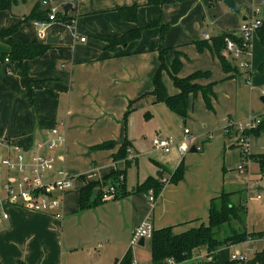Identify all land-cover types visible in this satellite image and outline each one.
I'll return each instance as SVG.
<instances>
[{"label": "crops", "instance_id": "crops-1", "mask_svg": "<svg viewBox=\"0 0 264 264\" xmlns=\"http://www.w3.org/2000/svg\"><path fill=\"white\" fill-rule=\"evenodd\" d=\"M43 1L26 0L0 12V28L21 23L15 39L47 43L51 36L55 41L42 57L23 63L0 60V136L30 155L36 145L52 139L53 130L64 135L63 147L43 152L56 158L49 180L64 171L73 187L57 195L62 207L51 213L4 207L8 219H0V264H116L129 250L133 260L151 264V248L148 261L135 258L131 239L136 227L150 220L154 230L171 227L180 235L208 226L213 202L216 205L223 194H229L230 203L238 206L232 201L235 190L252 183V160L244 172L239 171L243 155L234 125L253 115L264 116V94L259 92L264 88V73H255L264 64V46L256 39L257 32L245 71L223 50L238 68L226 73L214 52L199 51L196 43L207 41L212 46V40L223 35L239 39L242 23L251 19L260 2L235 0L241 7L238 15L224 0H173L164 5H149L148 0H52L63 14L64 6L73 4L67 20L25 22L38 2L49 9ZM134 6L137 21L120 20L118 10ZM164 25L168 31L161 39ZM138 28H142L139 39L113 50L100 38L121 37ZM161 47L167 50L168 68L177 55L182 60L180 78L209 72V78L197 83H214L213 111L201 93L190 97L185 118L157 102L152 93L162 63ZM161 77L168 95L179 93L168 72ZM185 128L190 129L195 145L203 147L201 151L182 155L175 148L166 154L154 148L156 135L180 140ZM248 142L249 155L264 154V132L251 135ZM106 143L113 147L96 149ZM125 144L126 158H116ZM182 162L184 178L177 184L164 183L153 205L149 201L153 190L133 192L151 177L161 178L162 183L169 180ZM119 172L124 173L113 183L109 177ZM5 173L3 168L2 179ZM95 183L101 188L115 184L119 196L81 209V189ZM260 183L257 189L264 191ZM263 242L261 238L225 245L216 251L215 259L206 261V250H202L194 258L204 260L201 264H227L240 256L249 261L264 251ZM145 245L146 240L138 244Z\"/></svg>", "mask_w": 264, "mask_h": 264}, {"label": "trees", "instance_id": "trees-1", "mask_svg": "<svg viewBox=\"0 0 264 264\" xmlns=\"http://www.w3.org/2000/svg\"><path fill=\"white\" fill-rule=\"evenodd\" d=\"M26 0H0V12L2 11H11L16 5L25 2ZM182 1V0H178ZM264 0H256V3H259ZM174 2L173 0H148L149 5H164ZM49 12L50 9L43 8L41 3H37L32 9L31 13L24 18L25 22L34 21L37 23H49ZM119 18L122 21L136 22L138 7H127L121 8L118 10ZM58 18L67 20L69 17L63 13L58 14ZM21 23H17L9 28H0V60L5 61L6 59L23 63L25 60H32L44 56L47 51L50 49V45L47 43H38V42H23L14 38V35L19 31ZM168 31V26H162L161 39L164 38L166 32ZM142 33V28H138L134 31L127 32L121 37H109V36H100L101 39L109 43V49H115L116 46L126 45L131 41L137 40L140 38ZM258 34L264 39V17L262 26L258 30ZM228 35H223L216 37L212 40V46L207 42H197V48L199 51H204L209 49L214 52V54L220 60L223 70L226 73L232 71L238 72V68L234 67L230 61L227 60L226 56L223 54V50L226 46L225 38ZM236 41H240L236 37H233ZM161 56V67L157 71L154 77V90L153 95L156 97L157 102L165 103L168 108L181 117H187L189 106H190V97L197 96L199 93L202 94L207 108L211 111L213 108V86L214 83L209 85H200L197 83L198 79L209 78V72H197L186 78H180L178 76L181 67L183 65L182 60L177 55L175 60L172 62L170 68L166 65V55L167 50L164 48L159 49ZM260 72L264 73V64L260 66ZM166 71L170 74L174 85L179 90V93L173 96L167 94L165 85L162 81V72ZM27 84L30 86V81L27 79ZM261 123L252 130H247L244 132V136L250 137L251 135L259 136L264 132V116L260 117ZM113 147L112 143H106L96 147V149H110ZM126 148L127 144L123 145L119 156L116 158H126ZM242 155L245 158L259 164L260 173L264 177V154L261 155H245L242 150ZM124 172L116 173L109 178L113 180V183L118 181V177L123 175ZM184 178V164L183 162L179 165L176 171L172 174L168 182L179 183ZM115 185V184H114ZM117 187V186H116ZM164 188V183L161 182V178H149L143 184L139 185L133 192L134 193H148L150 190H153L155 198H158ZM101 186L99 183L88 184L83 187L80 191V205L81 209H87L100 203ZM118 190V188H117ZM95 191H98L95 194ZM119 192V191H118ZM96 195V197L94 196ZM229 197V194H223L224 197ZM238 212L243 214L247 213V207L244 205L234 206L226 202L224 209L218 211L214 202L212 203L209 217L208 226H201L197 229L189 230L183 234L175 235L171 227L163 228L160 230H155L153 236L150 240L151 264H167L169 259H173L177 264L186 263L194 259L195 255L202 250H206V260L215 259L216 251L222 246L229 244H239L246 242L247 240H256L264 238V233H252V234H243L239 236H231L226 238L223 241L217 239L215 229H220V227L232 219H235ZM247 234V235H246ZM132 252L129 250L127 255L122 259L118 260L116 264H132ZM19 264H25L20 262ZM227 264H264V251L261 253L255 254V256L247 262H240L238 260L229 261Z\"/></svg>", "mask_w": 264, "mask_h": 264}, {"label": "built area", "instance_id": "built-area-1", "mask_svg": "<svg viewBox=\"0 0 264 264\" xmlns=\"http://www.w3.org/2000/svg\"><path fill=\"white\" fill-rule=\"evenodd\" d=\"M76 1L74 0V3ZM42 5L50 9L49 21H56L58 14H60L59 8L52 4V0H44ZM263 16L264 1H261L259 6L254 8L251 19L242 23L240 41H236L231 35L225 38V53L233 62H239V67L243 71L249 68V62L243 60V58L251 56L252 38L262 26ZM43 24H46V22ZM82 41H85V38H82ZM8 60L6 59V61ZM260 123L261 118L251 117L245 122L234 125L239 134L238 143L245 155L249 154V137L244 136V132L255 129ZM52 133V139L47 143L36 145L34 152L30 153V155H27L28 152L23 151L21 147L0 136V150L6 152L1 161L6 173L4 179L1 178L2 176L0 177V219H8V214L4 209L6 205L22 207L39 213H51L53 210H58L62 207V199L57 195L70 190L73 187V181L64 171H59L55 180H49L48 178L54 168L56 158L53 155H45L43 150L53 151L63 147L65 143L64 135H59L54 130ZM152 142L155 149L161 150L166 154L171 153L175 148L182 155L192 150L201 151L203 149L202 146L195 145V139L188 128H185L183 137L180 140L174 137L156 135ZM249 160V158L243 157V163L240 165L239 171H245ZM168 181V179H163L165 184ZM100 195L102 201H109L117 198L119 193L116 185L112 184L103 186L100 190ZM149 201L151 205L156 202L153 192L150 193ZM57 216L60 217V214H57ZM154 231L151 221H144L133 231L131 246H137L142 239L151 240ZM236 260L247 262L248 258L240 256ZM132 264L140 263L133 260ZM167 264H177V262L169 259Z\"/></svg>", "mask_w": 264, "mask_h": 264}, {"label": "rangeland", "instance_id": "rangeland-1", "mask_svg": "<svg viewBox=\"0 0 264 264\" xmlns=\"http://www.w3.org/2000/svg\"><path fill=\"white\" fill-rule=\"evenodd\" d=\"M256 36H258L256 39H258L261 45L264 46V39H262V37L258 33L256 34ZM243 60H246V58H243ZM234 63L237 67H239V62L234 61ZM239 69L242 70L240 67ZM255 73L263 74L262 72H260V70H258ZM263 90L264 88L261 87L259 91L260 94L263 93ZM253 117L257 118L259 117V115H253ZM4 155L5 154L0 152V177L3 171L1 161ZM241 155H242V150H241ZM242 159H243V156H242ZM249 176H250V180L252 183L249 186H247V182H246L244 186L236 189L234 198L232 199L233 203L239 204L238 206H241L240 204L246 206L247 211H249L248 215H245V218H244V214L241 212H238L235 219H232L228 223L222 225L220 229L218 230L215 229L214 230L216 232L215 237L217 239L225 240L226 238H229L234 235L239 236L245 233L252 234V233H248L247 229L255 233H264V191H258L257 186H256L257 181H260L261 183L259 185L264 188V177L260 173L259 164H255L252 161L251 163H249ZM240 195H243L242 199H240L241 198ZM258 196H261L262 199L259 200ZM227 201L229 204H231L228 196L222 198L215 205L216 209L218 211H222ZM149 252H150V240H146V245L144 247H140L137 245L136 247L133 248V253L135 255V258H137L139 261H142V262H146L149 260V255H150ZM203 262L204 260H197L194 258V260H191L188 263H184V264H201Z\"/></svg>", "mask_w": 264, "mask_h": 264}, {"label": "water", "instance_id": "water-1", "mask_svg": "<svg viewBox=\"0 0 264 264\" xmlns=\"http://www.w3.org/2000/svg\"><path fill=\"white\" fill-rule=\"evenodd\" d=\"M224 4L233 12L236 14H240L241 13V7L239 5L236 4L235 0H224L223 1ZM73 9V4L72 3H68L64 6V14L68 15L69 12ZM54 41V38H52L51 36L47 37V44H52ZM261 101L264 103V97L261 98ZM98 191H95V194H97ZM145 244V239L141 240V245Z\"/></svg>", "mask_w": 264, "mask_h": 264}]
</instances>
